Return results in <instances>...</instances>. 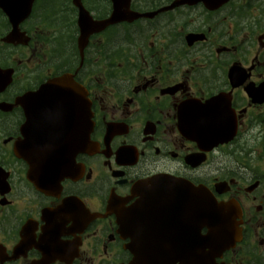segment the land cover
Listing matches in <instances>:
<instances>
[{
  "label": "flooded vegetation",
  "instance_id": "af4514ba",
  "mask_svg": "<svg viewBox=\"0 0 264 264\" xmlns=\"http://www.w3.org/2000/svg\"><path fill=\"white\" fill-rule=\"evenodd\" d=\"M60 76L89 103L86 145L79 93L21 106ZM158 175L235 204L222 261L264 264V0H0V264H132L107 208ZM163 227L162 262L190 257L196 228Z\"/></svg>",
  "mask_w": 264,
  "mask_h": 264
},
{
  "label": "water",
  "instance_id": "95a60500",
  "mask_svg": "<svg viewBox=\"0 0 264 264\" xmlns=\"http://www.w3.org/2000/svg\"><path fill=\"white\" fill-rule=\"evenodd\" d=\"M153 185L155 184L144 185V187L136 191L141 198V200H139L138 204L136 205V208L129 211H118L117 209L114 210V212L116 213L117 221L121 228H124L125 224L133 218V220L135 221H141L143 219V214H146L148 212L159 213L162 212V210H170L172 212H191L193 213L191 219L195 221L197 230H200L201 228H206L208 230V239H212L211 242H208V248L209 246L214 245L215 247L211 250L220 249L217 243L214 242L212 236H223L224 238H227L229 232L233 229V225L231 224V217L229 215V211L226 210V206L220 204L217 205L215 202H209L208 199L204 198L203 193L199 188H197L196 191H194V188L193 190H188L180 184L176 183H159L155 185V188L170 186L172 187L173 192L163 194L168 199L164 203L159 199V193L157 194L155 192L154 198L151 202V200L143 197L142 191L147 188H154ZM160 196H162V194H160ZM155 198L156 203L154 204L153 202ZM136 213L137 215L135 216ZM222 214L224 215V217H221ZM185 220L188 221L189 218H186ZM221 222H223V224ZM228 227V232H225L223 234L213 233L214 231H218L221 228ZM225 248L226 246L224 243L222 250H224Z\"/></svg>",
  "mask_w": 264,
  "mask_h": 264
}]
</instances>
